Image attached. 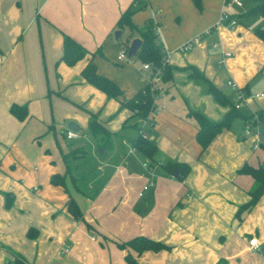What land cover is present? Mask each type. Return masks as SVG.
Segmentation results:
<instances>
[{
    "label": "crops",
    "instance_id": "crops-1",
    "mask_svg": "<svg viewBox=\"0 0 264 264\" xmlns=\"http://www.w3.org/2000/svg\"><path fill=\"white\" fill-rule=\"evenodd\" d=\"M199 1L198 7L193 0H0V264L15 256L25 264H127L126 254L137 264H264V194L236 216L255 188L252 177L238 170L246 164L256 168L264 160V120L245 125L234 119L201 152L197 124L187 113L218 122L229 109L185 69L203 74L232 102L228 82L249 96L264 92V43L252 32L262 18L252 23L240 18L234 30L219 27L181 52L186 40L217 22L222 9V0ZM130 4L135 8L131 22L141 31L146 20H153L169 55L172 80L154 98L148 138L159 163L187 166L182 179L157 166L147 172L140 156L127 154L124 137H113L103 154L98 139L89 135L92 141H81L87 137L82 132L88 113L96 114L111 134L119 133L131 113L82 79L89 56L72 67L59 62L62 35L91 53L99 49L92 58L98 73L113 81L122 97H132L145 85L141 71L133 60L117 68L114 61L119 60L111 52H119L112 35ZM135 33L132 39L138 38ZM213 42L219 47L213 48ZM258 74L260 80L253 82ZM13 104L26 106L24 121L10 113ZM243 108L240 113L255 119L264 112V99L249 98ZM70 122L79 138L64 140ZM75 148L84 153L71 162L75 182L66 177L65 192L51 185L50 177L64 174L62 154ZM69 197L81 212L79 220L66 211ZM29 230L34 237H28ZM136 236L168 249L137 255L117 247ZM252 237L260 244L258 253L248 250Z\"/></svg>",
    "mask_w": 264,
    "mask_h": 264
},
{
    "label": "trees",
    "instance_id": "trees-1",
    "mask_svg": "<svg viewBox=\"0 0 264 264\" xmlns=\"http://www.w3.org/2000/svg\"><path fill=\"white\" fill-rule=\"evenodd\" d=\"M252 5L244 12L234 14V17L238 20L240 18L249 17H261L262 23L257 25L253 29L254 36L264 43V0H251ZM194 4L199 7L200 1L193 0ZM135 12L133 4L120 15L116 22V30L124 32L127 30L130 35L134 32L138 33V39H140V46L135 56L130 59L133 61L138 60L141 64L149 63L153 69L162 70V86L168 84L172 80V70L168 64L162 65V52L161 46L157 44V36L155 34V25L151 19L146 20L143 30H138L136 26L131 22V17ZM121 48L127 53L129 48L128 41L120 43ZM99 52V49L97 50ZM97 51L91 53L85 49L80 43L76 42L68 35H62V54L59 62L64 63L68 67L74 66L80 60L89 56L87 64L83 67L80 72L82 79L93 86L98 91L102 92L108 99H114L119 102L121 109L128 110L131 114L122 123L119 133L111 134L108 132L97 120L96 115L88 113L87 132L94 138L98 139L100 145V151H106L111 144L113 137H124L130 147L135 149V152L140 156L144 162H146L148 169H152L155 166L159 167L167 176H172L175 169L180 168L183 164L177 162L168 161L166 163H159L157 160L158 150L153 142L148 138L149 129L153 123L148 122L147 128L144 130L141 127L143 121L148 119L150 113L155 110L154 97L156 91L150 89L148 85H144L139 91H137L131 98L124 99L122 92L119 87L110 79L98 73L95 65L92 62L93 56ZM186 70H190L189 77L194 80L200 81L206 92L209 93L213 100L222 107H228L227 114L218 122H211L206 117L198 112L187 113V116L193 118L197 124V132L195 135L196 143L200 146L201 152L204 151L212 139L221 133L225 129H230L232 121L234 119H241L243 123L254 124L260 120H264V112H257V117L254 119V115H245L240 113L239 110L234 108V102H232L219 88H217L209 79L203 74L195 70L194 68L187 67ZM10 113L19 121H24L28 115L26 106H18L13 104L9 108ZM83 150L75 148L67 153L62 154V159L65 164L64 174H53L50 177V184L53 186L61 187L65 192L66 188V177H69L74 183L75 178L71 175V161L80 159L83 154ZM187 171V166L182 176H178L176 179H182ZM239 174H245L252 177L255 183V188L249 192L250 199L248 202L240 206L237 210L236 216L239 218L240 214L244 211L251 210L260 197L264 194V165L254 168L244 165L240 170ZM66 211L68 214L76 219H81V212L72 198H68L65 203ZM28 237H34V230H29L27 233ZM117 247L121 250L130 249L137 255L145 251L158 252L160 250H167L168 247L160 242H156L152 239L144 236L133 237L126 242L117 244ZM124 260L127 264H137L136 260L131 254H126ZM6 264H25L21 258L15 256L12 262Z\"/></svg>",
    "mask_w": 264,
    "mask_h": 264
},
{
    "label": "built area",
    "instance_id": "built-area-1",
    "mask_svg": "<svg viewBox=\"0 0 264 264\" xmlns=\"http://www.w3.org/2000/svg\"><path fill=\"white\" fill-rule=\"evenodd\" d=\"M229 7H235L237 9L238 8H242L243 7V3H242L241 0H222V9L220 10L217 22L212 27L207 28L206 30H204L201 34L186 40L179 47V50L181 52H187V51L191 50L194 46L198 45L203 39L211 36L212 33L214 31H216L219 27H224L225 29H228V30H234L239 24H238V20L236 19V17H234V14H232V13H230V12H228L226 10ZM153 23H154V21H153ZM154 25H155V34L157 36V44H159L161 46V43H160V40H159V36H158V33H157V29H156V24L154 23ZM212 47L213 48L219 47V42H213L212 43ZM161 52H162V55H163L162 56V65L164 66V65L168 64V56L169 55H168V53H166L164 51L162 46H161ZM224 55L226 57H229L232 54L224 53ZM126 56H127V53L122 49L118 53L117 59L119 61H123L126 58ZM141 69L146 74L145 85H148L150 87L151 91L155 90L156 94H157L163 87L162 86V75H163L162 74V70L159 69V68L153 69L149 63L141 64ZM263 76H264V73H263ZM227 85L229 86V88L233 92L234 108L237 109V110H240V108L246 106L249 98L264 99V92H257V93H254V94L249 96L248 94H246L245 91H243L242 89L238 88L237 85L234 82H228ZM154 112H155V110H153L150 113L148 119H146L145 121L142 122L141 127H142L143 130L145 128H147L148 122L150 121V116ZM244 134H245V136L250 135V131H249L248 126H246V128H245ZM65 138L67 140H75V139L79 138V135L77 134V132H73V131L67 130L66 133H65ZM252 147H253V149H256L258 147L257 142L253 143ZM135 153H136L135 149L133 147L129 146V148L127 150V154L134 155ZM262 164L264 165V160L262 161ZM142 167L147 172H150V170H151V169H148V166H147L146 162L142 163ZM151 186H152L151 183L146 184L145 186H143V191L149 189ZM139 196H141V193H139ZM248 250L250 252H252V253L260 252L261 248H260V244H259L257 238L252 237V238L249 239V241H248ZM67 251H68V246H66L64 248L63 252L66 253Z\"/></svg>",
    "mask_w": 264,
    "mask_h": 264
},
{
    "label": "rangeland",
    "instance_id": "rangeland-1",
    "mask_svg": "<svg viewBox=\"0 0 264 264\" xmlns=\"http://www.w3.org/2000/svg\"><path fill=\"white\" fill-rule=\"evenodd\" d=\"M242 1V3H243V7L242 8H235V7H229V8H227L226 10L228 11V12H230V13H232V14H238V13H240V12H244V11H246L251 5H252V1L251 0H241ZM245 21L246 22H248V23H252V22H254V21H256V18H253V17H249V18H247V19H245ZM117 31V30H116ZM250 32H251V30H250ZM253 32V31H252ZM132 35H137L135 32H134V34H132ZM131 40H132V37H131V35H130V33H128L127 32V30H125L124 32H122V34H121V36L116 40L115 38H114V35H112V43L114 44V47H116L117 48V50L120 52L121 51V46H120V43H122V42H125V41H128V43L130 44V42H131ZM121 48V49H120ZM111 52H114L115 53V55H114V57L116 58V56L118 55V53H117V51H111ZM111 55V53H109V56ZM112 56V55H111ZM109 61H111L110 59H108ZM126 61H131V59L130 58H128L127 56H126V58L123 60V61H117V60H115L114 61V63L115 64H118L117 65V68H121V67H125L126 65H127V62ZM135 62V63H134ZM131 63H132V61H131ZM114 64V65H115ZM133 66H134V68H137V70H140L141 71V76H142V83L144 82V84H145V77H146V74H145V72L144 71H142L141 70V63L138 61V60H136V61H133ZM116 66V65H115ZM260 78H261V74H258L255 78H254V80H253V82H257V81H259L260 80ZM261 84H263V87H262V89L261 90H264V79L262 80L261 79ZM224 90H225V88H223ZM249 93H252V92H249ZM131 97V96H130ZM130 97H123L124 99H129ZM118 102V101H117ZM119 103V102H118ZM241 110H243V111H246V110H244L245 108H240ZM94 115H96V114H94ZM96 117H97V115H96ZM257 117V116H256ZM256 119V118H255ZM251 125V124H250ZM260 130L262 131V133H264V123L262 124V125H260ZM82 134H84V135H86L87 137H85V138H83L81 141H84V143H87V141H88V143L90 142V141H92V139L89 137V134H88V132H87V129H86V132L85 133H83L82 132ZM62 138L65 140V137L64 136H62ZM141 158V157H140ZM71 162H72V160H70ZM75 162V161H74ZM138 170H139V166H138V168H137V170L135 171V172H138ZM141 170V169H140ZM139 170V171H140Z\"/></svg>",
    "mask_w": 264,
    "mask_h": 264
},
{
    "label": "water",
    "instance_id": "water-1",
    "mask_svg": "<svg viewBox=\"0 0 264 264\" xmlns=\"http://www.w3.org/2000/svg\"><path fill=\"white\" fill-rule=\"evenodd\" d=\"M121 36V31H115L114 32V38L117 40L119 37ZM140 39L138 38H134L131 40L130 44H129V48H128V51H127V57L128 58H131L133 56H135L139 46H140ZM67 129L70 130V131H73V132H77L78 131V127L70 122L68 123L67 125ZM100 154H103V151H99ZM184 170H185V167H181V168H177L174 170L173 172V177L174 178H177L178 176H182L184 174Z\"/></svg>",
    "mask_w": 264,
    "mask_h": 264
}]
</instances>
